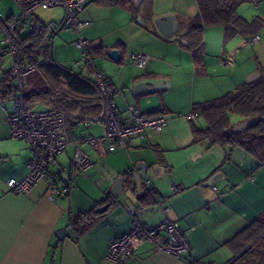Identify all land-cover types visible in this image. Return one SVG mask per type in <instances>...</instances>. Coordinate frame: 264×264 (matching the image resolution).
Segmentation results:
<instances>
[{
  "label": "crops",
  "instance_id": "0c3cea01",
  "mask_svg": "<svg viewBox=\"0 0 264 264\" xmlns=\"http://www.w3.org/2000/svg\"><path fill=\"white\" fill-rule=\"evenodd\" d=\"M256 5L258 12L253 16L242 11L238 14L246 21L257 17L264 28V0H258ZM37 10L27 22L60 23L63 19L59 16L45 20ZM136 12L146 18L144 28L135 24ZM166 14L176 17L177 35L185 39L189 23L199 14L198 0H117L112 4L92 0L79 12V18L87 24L78 34L66 28L64 38H59L61 28L43 43L51 61L56 60L53 63L74 75L90 77L93 70L102 71L114 90L112 98L123 118L128 117L129 106L169 117L160 133L146 130L128 150L110 153L103 142L94 148L81 142L80 148L93 161L85 171L79 172L72 165L74 139L88 133L100 136L103 127L86 126L80 120L83 114L99 111L97 98L91 100L71 92L70 96L51 97L48 104L38 102L33 108L42 110L56 102L62 104L63 133L69 145L27 191L12 190L8 180L27 173L32 151L25 140L9 135L5 117L14 97L9 99L0 93V264H114L106 258L108 245L129 229L132 220L151 227L165 217L179 224L190 251L174 257L143 241L128 264H206V258L224 264L236 259L237 246L231 241L264 211V164L240 147L228 151L220 145L209 146L205 137L194 141L193 127H204L205 122L202 117L187 120L184 115L197 104L234 90L251 72L261 75L264 39L258 33L260 40L249 45L239 33L226 37L223 26H205L200 53L194 58L187 44L159 33L154 19ZM17 16L0 14V19L6 23ZM3 24L0 38L4 35ZM104 26L113 30L111 37L115 38L107 40L108 36L101 32ZM30 31L27 24L19 26L22 38ZM216 33L224 41L230 40L227 44L231 48L222 46L220 37L214 38ZM78 35L91 42L90 62H83L82 50L73 42ZM112 48L121 53L119 61L108 57ZM133 52L146 54L144 67L132 63L129 54ZM227 53L234 54L233 64L228 66L222 61ZM5 56V52L0 53V65L6 61ZM5 72L8 71L3 68L0 73V88ZM32 75L26 77V92L44 85L56 92L45 73L40 75L41 81ZM158 80L168 82V86L155 91L129 90L138 82ZM12 82L16 86L13 78ZM60 87L66 88V83ZM144 164L147 174L140 180L136 167ZM153 165L162 167L161 173L155 174ZM120 175L126 177L120 201L99 212L110 201L109 189ZM212 177L213 181L208 182ZM50 180L65 185L67 193L50 200ZM135 182L141 184L140 191ZM91 210L88 217L72 224L78 214Z\"/></svg>",
  "mask_w": 264,
  "mask_h": 264
},
{
  "label": "built area",
  "instance_id": "2783aa9c",
  "mask_svg": "<svg viewBox=\"0 0 264 264\" xmlns=\"http://www.w3.org/2000/svg\"><path fill=\"white\" fill-rule=\"evenodd\" d=\"M18 7V16L6 23L4 35L0 38V53L5 52L11 64L7 68L8 73L16 82V94L13 98L11 111L6 115L5 121L9 135L13 138L25 140L32 156L28 161V171L21 178H10L7 182L12 190L17 192L27 191L45 175V170L56 159V156L65 151L69 145L64 129L63 112L55 105L38 110L28 108L25 103L27 92L26 77L38 70L37 61L26 54L20 46L19 26L27 24L35 29L38 23L27 22L34 12L41 8L62 6L64 16L60 23L48 22L43 24L45 41H48L55 32L61 28H68L78 34L80 28L87 23L79 18V12L92 0H13ZM256 5L258 0H252ZM27 22V23H26ZM260 40V35L246 38V43L255 44ZM74 44L82 50L83 62H90L89 46L91 42L78 35ZM236 49L234 52H237ZM132 63L137 67H144L148 57L141 52L129 54ZM233 53H227L222 60L225 65L233 64ZM66 68L65 65H63ZM3 66L0 65V73ZM96 91L99 111L96 115H83L80 119L86 126L102 125L103 132L100 136L91 133L74 139L75 151L72 158L73 167L81 172L93 165V161L80 148V143L97 147L100 142L105 143L107 152L119 149L128 150L135 145V140L142 137L146 130L160 133L166 126L169 117L162 113L139 112L134 106L128 107V117L123 118L113 101V89L109 85L106 76L100 70H93L90 74ZM199 113L191 111L184 117L187 120L194 119ZM148 182L146 181L145 184ZM176 191V189H174ZM67 193L65 185L59 186L53 180L48 182V198L56 200ZM149 241L158 250L166 252L174 257H180L190 251V245L184 231L176 221L165 217L154 226L147 227L137 220H132L129 229L119 237L112 239L108 245L106 258L114 264H128L136 246ZM206 264H217L210 258L205 259ZM224 264H238L235 259Z\"/></svg>",
  "mask_w": 264,
  "mask_h": 264
},
{
  "label": "trees",
  "instance_id": "16d2710c",
  "mask_svg": "<svg viewBox=\"0 0 264 264\" xmlns=\"http://www.w3.org/2000/svg\"><path fill=\"white\" fill-rule=\"evenodd\" d=\"M98 1L101 4H112L117 0ZM250 2L253 3L252 0H198L199 14L189 23L184 39L187 41V47L192 50L194 58H197L200 53L205 26L221 28L223 26L226 37L239 33L246 40L253 35H259V29L262 28L260 19L256 17L246 21L237 11L241 4ZM13 18H8L6 23L11 22ZM3 23L0 19V26ZM6 23L3 25L5 26ZM43 34V24H40L35 29H31L24 38L20 35V46L24 54L37 61L40 75L45 73L51 83L55 82L59 85L66 83V88L56 86L57 90L54 92L53 89L49 90L44 85L32 91L29 90L25 100L28 108H34L38 102L48 104L51 97L70 96L71 92L80 93L93 100L96 97V91L92 78L74 75L53 63L49 57L48 48L43 45L45 42ZM40 52L41 57L38 58ZM32 74L34 80L41 81L38 71ZM0 93L2 96L7 95L9 99L16 94V86L8 72H5L1 81ZM86 103H88L87 100ZM55 106L64 115L62 104L56 102ZM192 111L199 113L195 118L202 117L205 122L204 127H193L194 141L205 137L209 146L220 145L226 147L228 151L234 147H240L255 157L260 164H264V72L250 83L242 82L232 91L197 104ZM232 116L238 121L249 117L255 118L256 121L243 132L231 133L230 128L234 124ZM91 213L93 210L78 214L72 220V224H77ZM256 237H258L256 241L244 250ZM231 242L237 246L235 261L238 264H264V211L248 229L242 231Z\"/></svg>",
  "mask_w": 264,
  "mask_h": 264
},
{
  "label": "water",
  "instance_id": "95a60500",
  "mask_svg": "<svg viewBox=\"0 0 264 264\" xmlns=\"http://www.w3.org/2000/svg\"><path fill=\"white\" fill-rule=\"evenodd\" d=\"M155 25L159 31V33L166 37L170 38L173 37L176 40H179L182 44L186 45L187 41L184 39H179V36L177 35V30H178V22L176 17L173 14H166L162 16H157L154 19ZM144 25V23H142ZM108 57L114 61H119L121 59V53L116 49L112 48L108 51ZM260 76V72L258 71H253L251 72L245 79L244 81L246 83H250L254 80H256ZM168 86V82L163 81V80H158L154 82H146V81H141L136 84H134L132 87L129 88L131 92H140V91H155L159 90L163 87ZM256 121L255 118L249 117L242 119L234 124H232V127L230 128L231 133H239L243 132L248 126H250L252 123ZM152 169L155 174L161 173L160 170H162V167L159 165H153ZM137 171V176L141 180L143 179L146 174H147V166L144 164L141 167H136ZM135 181V180H134ZM213 181V177L208 180V182ZM126 177L125 175H120L116 177L109 189V194H110V201L104 204L103 207L99 208V212L105 211L110 203H114L117 201H120L121 199V194L125 191L126 189ZM137 191L141 190V184H138L135 182Z\"/></svg>",
  "mask_w": 264,
  "mask_h": 264
},
{
  "label": "rangeland",
  "instance_id": "374dc122",
  "mask_svg": "<svg viewBox=\"0 0 264 264\" xmlns=\"http://www.w3.org/2000/svg\"><path fill=\"white\" fill-rule=\"evenodd\" d=\"M39 13L42 14L43 18L45 20H48L50 17H59L61 16L60 18H62L64 16V8L62 6H52V7H49V8H46V9H41L39 8L37 10ZM244 12V14L246 15H249V16H253V14H255L256 12H258L257 10V5H255L254 3H244V4H241L239 7H238V12ZM239 12V13H240ZM10 13H13L14 15H17L18 14V7L16 5V3L13 1V0H0V14L5 17L7 16L8 14ZM134 13V11L132 12ZM146 18L144 16H140L137 12L134 16V22L135 24L138 26V27H141V28H144V25L146 24L145 22ZM144 23V25L142 24ZM149 25L151 26V24L149 23ZM148 28V27H147ZM63 31H67L66 28H63L61 29L58 33H57V37L60 38L63 37L62 34H63ZM101 32L105 35V36H108L107 40H110L112 38H115V37H111L112 36V32L113 30L109 27V26H104L103 29H101ZM71 33L73 34V32L71 31ZM259 33L262 35V39H264V28H261L259 29ZM217 35L219 36L218 33L214 34V38L217 37ZM220 37V36H219ZM64 38V37H63ZM208 41L212 42L213 40L210 39L209 37L207 38ZM218 40V38H217ZM220 42H222V46L224 45L227 49L231 48L229 45L230 44H227L229 43L228 40H223L222 37H220ZM74 42V41H73ZM219 42V43H220ZM264 42V41H262ZM248 44V43H247ZM251 45V44H249ZM232 50V49H231ZM7 55V54H6ZM7 57V59H4L6 60L5 62L3 61L1 64L3 66L4 69H7L9 67V65L11 64L10 62V59H9V56H5V58ZM55 59V58H54ZM53 62L56 63V60H54ZM52 84L53 86H60L59 84H56L55 82L54 83H50ZM232 120L234 121V123H236L238 120L236 117H231ZM196 122H199L198 119H195Z\"/></svg>",
  "mask_w": 264,
  "mask_h": 264
}]
</instances>
